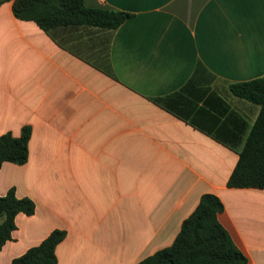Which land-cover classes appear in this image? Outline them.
<instances>
[{
  "label": "crops",
  "instance_id": "crops-1",
  "mask_svg": "<svg viewBox=\"0 0 264 264\" xmlns=\"http://www.w3.org/2000/svg\"><path fill=\"white\" fill-rule=\"evenodd\" d=\"M12 4L0 2V135L31 136L25 163H2L0 195L35 211L16 215L0 264L54 229L55 264H136L173 243L204 193L245 264H264V188L227 184L261 108L229 86L264 76V0H85L131 13L116 28L44 29ZM199 63L211 80L167 108Z\"/></svg>",
  "mask_w": 264,
  "mask_h": 264
},
{
  "label": "trees",
  "instance_id": "trees-1",
  "mask_svg": "<svg viewBox=\"0 0 264 264\" xmlns=\"http://www.w3.org/2000/svg\"><path fill=\"white\" fill-rule=\"evenodd\" d=\"M12 8L17 18L33 20L44 29L80 24L116 28L131 15L120 10L89 7L85 0H13ZM201 78L208 81L212 75L199 63L195 73L179 91L161 100L167 108L175 109L173 98L188 100L189 95L195 94L194 90L201 91L198 87ZM229 88L233 94L258 103L261 108L227 184L264 188V76L232 83ZM218 99L227 109L224 101ZM30 136V126H24L20 136H13L10 132L0 135V168L4 161L18 164L27 161ZM223 209V202L216 194H202L195 209L183 220L173 243L136 264H245L246 255L218 220V213ZM34 211V201L29 197H17L13 188L0 195V216L3 217L0 249L12 236L16 215L20 212L30 215ZM65 235V230L54 229L38 245L13 258L10 264H55L56 246Z\"/></svg>",
  "mask_w": 264,
  "mask_h": 264
}]
</instances>
